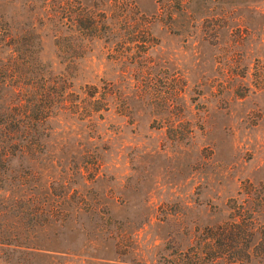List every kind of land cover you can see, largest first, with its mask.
<instances>
[{
	"label": "rangeland",
	"instance_id": "rangeland-1",
	"mask_svg": "<svg viewBox=\"0 0 264 264\" xmlns=\"http://www.w3.org/2000/svg\"><path fill=\"white\" fill-rule=\"evenodd\" d=\"M29 28L20 104L28 71L66 79L33 192L67 219L0 264H264V0H0V39Z\"/></svg>",
	"mask_w": 264,
	"mask_h": 264
},
{
	"label": "trees",
	"instance_id": "trees-1",
	"mask_svg": "<svg viewBox=\"0 0 264 264\" xmlns=\"http://www.w3.org/2000/svg\"><path fill=\"white\" fill-rule=\"evenodd\" d=\"M34 30L29 28L22 34L9 30V42L0 39L1 262L13 257L23 261L38 251H49L43 244L48 241L47 232L59 231L67 219L63 198L47 195L49 184L38 185L36 193L41 196L33 192L35 180H49L53 168L59 166L57 158L62 153H54L48 143L53 133L51 123L66 102L64 74L52 77L50 72L33 70L26 73L29 78L23 88L25 99L20 104V83L25 75L21 61L28 58L35 66L41 62V39ZM27 41L35 48L31 55L20 52ZM240 223L234 220L218 227L212 240L232 242L240 233L244 235L245 226Z\"/></svg>",
	"mask_w": 264,
	"mask_h": 264
}]
</instances>
